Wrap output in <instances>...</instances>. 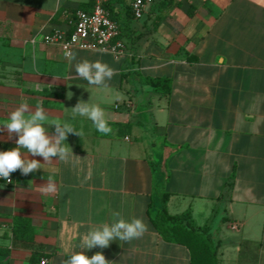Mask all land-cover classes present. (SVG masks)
Wrapping results in <instances>:
<instances>
[{"label": "crops", "instance_id": "obj_1", "mask_svg": "<svg viewBox=\"0 0 264 264\" xmlns=\"http://www.w3.org/2000/svg\"><path fill=\"white\" fill-rule=\"evenodd\" d=\"M95 1L0 0V125L26 103L45 110L47 133L56 120L83 133L63 142L74 154L68 162L21 148L46 164L13 172L11 183L0 178V264H63L79 251L102 252L110 264H190L189 249L164 240L150 219L158 188L171 214L190 210L208 226L219 264H264V0H153L126 23L121 56L77 48L73 60L44 41ZM84 59L115 70L107 86L76 75ZM162 77L171 79L168 94L144 82ZM81 99L103 109L110 133L73 117ZM17 139L0 132V151ZM49 176L55 193L40 188ZM116 212L142 218L148 231L81 250L82 236Z\"/></svg>", "mask_w": 264, "mask_h": 264}, {"label": "clouds", "instance_id": "obj_2", "mask_svg": "<svg viewBox=\"0 0 264 264\" xmlns=\"http://www.w3.org/2000/svg\"><path fill=\"white\" fill-rule=\"evenodd\" d=\"M66 57L75 59L71 52L65 53ZM76 75L93 86H107L106 81L115 74V70L108 64L101 61H89L84 59L75 64ZM73 93H68V98H72ZM73 117L82 116L92 121L94 127L101 134H108L111 128L105 118L103 109L95 104L80 100L72 107ZM26 113H30L26 115ZM48 117L45 110L37 106L31 110L29 105L21 103L8 117V120L0 125V132L7 131L8 137L18 136L17 147L7 151H0V178L11 183L10 176L13 172L20 170L23 175H28L41 169V165L51 163L54 157L60 161L68 162L73 156V151L64 145V141L70 133H75L80 137L82 131H77L70 122L52 121L50 126L55 129L54 134L46 132L45 124ZM27 149L31 156L42 157L46 163H41L37 159H29L21 153L20 149ZM44 193H55L56 183L53 177L47 178V184L40 187ZM148 231V226L142 218H132L125 220L119 212L114 213L111 224L104 223L93 227L81 238L79 247L81 250H91L96 247L107 248L115 240L130 242L133 239L141 238ZM63 264H110L102 252H97L91 257L83 251L73 252L63 261Z\"/></svg>", "mask_w": 264, "mask_h": 264}, {"label": "trees", "instance_id": "obj_3", "mask_svg": "<svg viewBox=\"0 0 264 264\" xmlns=\"http://www.w3.org/2000/svg\"><path fill=\"white\" fill-rule=\"evenodd\" d=\"M122 4V13L125 16H118V12L112 7L111 0L105 3L110 17L115 20L120 32L116 39H122L124 30H126V23H131L133 18H136L132 12L130 5H126V0H116ZM160 16L154 20L157 24ZM146 84L154 87V90L163 94H168L171 89V79L162 77L158 79L146 78ZM159 206L155 207L152 203L149 205L150 219L158 231L159 235L166 241L182 244L189 249L190 264H219L220 251L219 245L215 242L208 226L199 227L194 221L191 211L186 210L180 214H171L167 208L169 198L168 191L164 189H157Z\"/></svg>", "mask_w": 264, "mask_h": 264}, {"label": "built area", "instance_id": "obj_4", "mask_svg": "<svg viewBox=\"0 0 264 264\" xmlns=\"http://www.w3.org/2000/svg\"><path fill=\"white\" fill-rule=\"evenodd\" d=\"M106 0H96L91 10L80 9L68 29L56 28L44 35V41L60 46L63 51L73 53L74 49H104L115 56L125 53V44L116 39L120 29L118 23L110 17L105 6ZM136 18L145 14L153 0H128ZM11 179V178H10ZM46 260H43V264Z\"/></svg>", "mask_w": 264, "mask_h": 264}, {"label": "rangeland", "instance_id": "obj_5", "mask_svg": "<svg viewBox=\"0 0 264 264\" xmlns=\"http://www.w3.org/2000/svg\"><path fill=\"white\" fill-rule=\"evenodd\" d=\"M143 21V20H142Z\"/></svg>", "mask_w": 264, "mask_h": 264}]
</instances>
